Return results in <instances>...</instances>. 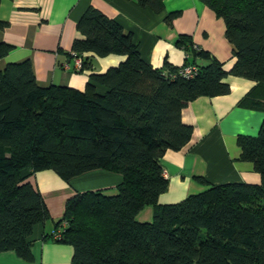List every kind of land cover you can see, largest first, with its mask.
Instances as JSON below:
<instances>
[{
  "label": "trees",
  "instance_id": "trees-1",
  "mask_svg": "<svg viewBox=\"0 0 264 264\" xmlns=\"http://www.w3.org/2000/svg\"><path fill=\"white\" fill-rule=\"evenodd\" d=\"M133 1L163 9V0ZM202 1L224 22L235 59L229 69L183 35L177 45L193 75L166 60L154 68L131 34L93 6L78 20L70 51L88 70L84 89L38 85L29 60L0 65V253L32 261L33 228L50 217L30 176L50 169L68 180L102 169L121 176L116 192H76L56 221L53 239L72 247L71 264H264V121L257 135L237 137L239 159L260 183H222L159 202L168 188L160 159L191 138L181 120L188 102L228 94L226 78L236 76L254 82L238 104L264 111V0ZM6 24L0 19V29ZM10 49L0 42V61ZM108 55L120 59L92 69L89 58ZM145 206L153 208L148 222L136 218Z\"/></svg>",
  "mask_w": 264,
  "mask_h": 264
},
{
  "label": "crops",
  "instance_id": "crops-1",
  "mask_svg": "<svg viewBox=\"0 0 264 264\" xmlns=\"http://www.w3.org/2000/svg\"><path fill=\"white\" fill-rule=\"evenodd\" d=\"M88 6L129 32L141 57L154 68L162 67L165 60L173 66L189 65L182 45H177L181 35L222 62L225 69L234 64L233 46L225 37L224 22L202 0H163L160 12L133 0H0V19L7 23L0 29V42L11 45L0 65L29 60L38 85L84 89L88 70L76 69L77 56L70 51L73 40L80 36L77 22ZM169 15L171 24L165 20ZM105 57L89 58L92 69L103 71L120 59L115 55ZM226 81L231 87L228 94L197 97L181 110V120L192 126V134L185 146L167 150L160 159L168 180L167 190L159 196L160 203L178 202L212 185L260 183L252 164L239 159L237 137L257 135L264 111L238 104L253 81L236 76ZM97 89L103 91L101 86ZM29 181L41 193L50 217L33 228L32 261L9 250L0 253V264H71L72 247L53 239L66 201L74 193L87 190L114 193L121 176L96 169L66 180L47 169L36 172ZM152 215L153 208L145 206L136 218L148 222Z\"/></svg>",
  "mask_w": 264,
  "mask_h": 264
},
{
  "label": "built area",
  "instance_id": "built-area-1",
  "mask_svg": "<svg viewBox=\"0 0 264 264\" xmlns=\"http://www.w3.org/2000/svg\"><path fill=\"white\" fill-rule=\"evenodd\" d=\"M74 65H75L76 69H80L82 66L81 58H79V57L75 58ZM194 71H195V68L193 66H186V67L182 68L179 71V73L181 75H185V76H192Z\"/></svg>",
  "mask_w": 264,
  "mask_h": 264
},
{
  "label": "rangeland",
  "instance_id": "rangeland-1",
  "mask_svg": "<svg viewBox=\"0 0 264 264\" xmlns=\"http://www.w3.org/2000/svg\"><path fill=\"white\" fill-rule=\"evenodd\" d=\"M111 55H108V57H105V58H109ZM117 63V61L114 63V64H116ZM104 70V69H103ZM105 191H107V190H105ZM75 194V193H74Z\"/></svg>",
  "mask_w": 264,
  "mask_h": 264
}]
</instances>
